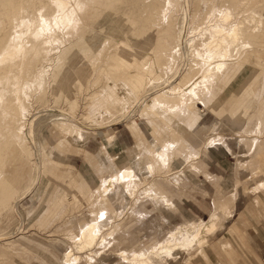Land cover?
I'll list each match as a JSON object with an SVG mask.
<instances>
[{"label":"rangeland","instance_id":"rangeland-1","mask_svg":"<svg viewBox=\"0 0 264 264\" xmlns=\"http://www.w3.org/2000/svg\"><path fill=\"white\" fill-rule=\"evenodd\" d=\"M51 1L55 0H0V27H2L0 28V47L6 44L12 33L17 30H22L21 25L24 24V22L25 24L27 23V25H25L26 28H24L23 38L20 40L24 50L20 51L15 59L11 61L8 60L5 64L0 65V77L8 71L7 84H0V90L5 87V91L1 93V95L3 94L7 105L11 108H14L18 100L21 99L24 102L26 110L29 111L26 114V120L24 121L22 118L25 126L21 132V138L16 141V144L12 143L7 153L6 148L0 149V160L3 161V158L6 157L5 169L6 171L9 170L7 181L0 183V264H63L61 260L65 252L71 247H76L74 241L68 236L69 232L66 233V231H68L66 229L75 226L76 219L78 218H86L88 220L92 218V212L87 210V205L82 206L83 209L80 207L79 204L82 203L81 199H75L72 202L66 198L65 200L69 201V204L66 207L60 204V193L65 192L63 189L70 192L67 186H65L68 184L65 179L66 172H70L71 176H75L81 169L85 176L92 174L91 170L86 168V166L89 165V159L86 157V152L83 149L84 143L88 139H93L99 151L101 146L110 141L111 144L106 147L107 151L113 155H118L121 159L123 156L130 158L133 151H138L137 144L146 152L147 150L144 147L146 142L150 144L152 149L159 148L160 144L156 143L148 132L151 128V124L149 118L143 114V107L145 106L143 103H146L151 95H155V97L159 99L164 97L166 103H168L165 107L181 100H178L177 89L190 84L194 75L196 76L198 74L199 67L195 62L197 53L199 52L203 57H208V42L211 39V34L214 33L211 27L214 24L222 23L217 12H219L218 10H225L227 8V0H211V2L210 0H193L194 2H192V0H170L169 2L168 0H80L89 1L91 3L89 4L88 2V10H90V12L87 11V13H89L88 20L85 22L81 32L73 33V35L71 34L69 37V34L65 36L67 34L62 28L57 27L58 29L53 28L54 33L51 32L47 35L49 37L46 35L34 37L30 33L37 28L36 25L39 24V16L43 15L50 17L58 10V6H55L57 5V1H55V3ZM249 5L250 4H246V8L248 9L243 5L240 8H236L237 10L232 6L231 22L235 23L236 31L234 33L235 35H229L225 39L229 42L228 50L229 54L232 55L231 59L235 61L237 57L241 56V58H239L235 64L228 67L231 71L230 73H226L225 71L223 73V79L229 80L230 82L228 84L229 88L227 87L229 92L227 103L230 104L234 101V95L237 92H246L248 94L245 99V104L251 105L250 109H252V106L255 104V99L250 93L248 86L254 83L257 78H261L259 76L264 74V64H261L264 62V1L255 0L252 6ZM69 8L70 5H67L66 9ZM162 8H166L167 10L169 23L167 26L168 33L159 39V44L161 46L166 42L169 46H177L178 52L175 55L173 66L168 68V73L164 74V76L161 75V73L157 74L155 70L151 72L146 70L144 73H141L137 78L139 81L137 80V83L133 85V87H135L134 95L132 94L131 96L134 98L132 99L131 96L125 97L126 99L132 100L126 104L123 110H119L120 107L117 108V106L116 108L118 110H109L107 107H104L103 113L92 114L91 110L94 101H100L104 98V88L120 95V87L124 86L135 77L133 76L132 78L129 77L131 75H127V77L124 78L118 71L111 69L105 71L102 69L104 68L103 60L101 62H96L98 50L106 41L109 43L107 46V48H109L113 44V42L109 40L110 38H122L124 34L132 41L141 40L140 36L142 34L146 35L151 31V23L156 20ZM211 8L217 11L210 10ZM21 9L24 11H21ZM192 9H194L195 12ZM41 11L42 13H39ZM191 11H193L194 15H192ZM196 11H199L198 14ZM209 12L211 13L210 15ZM28 15H30L29 18H27ZM193 16L201 17L200 19L195 17L197 21ZM6 17L9 18L7 19ZM189 17L193 18V21L195 19L196 22H193ZM207 17L209 19H207ZM261 17L263 18L262 20ZM252 18H254V20ZM244 21L249 22L245 23ZM14 23H16V27L13 26L15 25ZM254 26H256V30ZM221 34H214L215 41L221 39ZM44 36L46 37L44 38ZM50 36L52 38H50ZM2 37H4V39ZM56 43L58 44L57 46ZM247 48L257 49L260 51V54L250 56L251 61L249 62L244 57L245 52L250 51V49ZM135 50L144 53L142 50ZM101 54V58L104 59V49ZM80 55H83V60L76 62ZM112 55L117 61L118 54L113 53ZM213 57L215 61H230L228 55L222 57V55L219 56L216 54ZM145 62L147 64L151 63L147 58ZM112 66L113 64H109V68H112ZM40 70L44 74L43 79L45 81L42 80V82H39L38 78ZM138 71L140 70H129L131 74H135ZM105 76L107 78L104 82ZM247 79V86L243 88V82L245 80L247 81ZM15 82H19V84ZM102 84L103 89H100L99 85ZM18 87L22 91L17 90ZM164 88L167 89V92H163L166 90ZM85 101H91L92 104L84 110L85 113L83 114L80 110ZM194 102V107L199 116L206 115L209 117L210 121L213 120V123L210 124V126L200 125L199 122L202 117H199L197 122L191 127L192 129L190 128L192 131H197L202 127L215 128L219 126L220 120L205 110L203 102ZM154 113L164 125L172 126L178 132L182 131L183 126L177 121L175 113L164 115L165 121L163 118L159 117L160 115H158L156 111ZM134 121L136 125L133 123ZM138 121H141L146 128L144 130L146 137L141 132L137 123ZM258 121V118L254 117L253 121L247 124L245 118L239 119L232 117L230 121L227 120L228 126H225L221 131L214 132L215 134L213 133V135H210L200 148L194 149V154L196 155L194 158L184 149L175 152L177 155L179 154V156H181L180 160L175 159L176 157H174V154H170L172 156L168 154L167 158L172 173H180L183 175L190 174L192 176L189 183L179 185L178 190L180 194L177 195L176 193L174 195L180 204H182L181 200H183L182 206L187 208L191 207V202L186 198L193 197L191 195H195L194 192L198 191L197 186L200 184L198 175L203 173H207L210 176L217 175L209 173L208 169L209 163L217 160L222 163V167L225 169L222 174L225 175L229 172L225 176L217 175L221 177V180L226 182V186L221 190V193H219L211 183L215 193L212 189L207 188L209 192L207 201L213 202V200H219L222 198L221 195H223V197H229V194L236 195V186L243 184V189L247 194H255L252 200L254 202V207L249 208L251 210H257L258 208L264 209V187H262L264 179L260 180L263 178L262 176H264V154L262 155L263 160H261L259 164L263 173L261 174L262 176L257 178L260 181H257L256 184L248 183L249 180H257L256 178L247 179L245 181L246 178H241L234 171L236 155L239 154L240 151L246 150L239 141L243 139L241 141L242 143L250 145L254 138H259L254 148L257 149L260 144V139L264 134H256ZM0 126L2 130L4 128L2 122H0ZM125 126L130 129L131 133L134 132L136 135L134 145L129 148L118 145L114 138V131L116 128H124ZM164 128L158 131L162 142L168 140V134ZM62 130L68 131L67 140L61 136V134H63ZM107 138H111V140L106 141ZM2 144H4V142H1L0 146H3ZM98 151L96 153H98ZM2 153L4 155H2ZM202 155L205 158V168H202L199 163ZM251 155L253 154L251 153ZM101 156H103L101 158V163L103 164H101V167L106 171L107 167L104 166L108 165V160H105L107 157L105 151ZM147 160L150 161L149 158ZM183 160L185 161L183 162ZM186 160L188 161L186 162ZM53 161H56L54 164L61 165V167H56L54 165L57 171L52 168ZM137 162L138 174H145L146 171L141 169V159L139 158ZM126 164L127 163L122 164V166L119 167L122 168ZM71 165L73 168H71ZM155 171L156 172L152 173L153 175L151 174L150 177H148V180L160 179L162 181V179H165L168 183L173 182L170 176L166 175L167 177H163L164 173H161L159 170ZM107 174L113 175V172L109 170ZM93 176L94 175H90L89 178L91 179ZM94 177H96V175ZM205 179L208 181V177H205ZM254 184L256 187L253 186L250 188V186ZM74 187L71 186V190H73ZM139 196L140 200L138 201V195L136 193L132 195L124 213H122L116 221L119 222L121 229L128 222L132 223L130 231L134 233L135 230L138 229L141 236L145 237V239L141 243H135L133 240L127 242L123 240L120 242H113L110 246L103 248L97 254H88L95 248L92 250L89 249V252L85 250L79 253L81 262L83 260L87 262V257L92 256L95 257L92 264H131L129 262H122L121 256L118 254L119 250L125 249L129 253L131 250L139 251L147 244H150L155 237L147 236V234L155 225L159 226V230H166L173 225L188 222V218L182 215L178 210L161 205L155 207L153 202L148 199V195L142 193V196L141 194ZM252 201L249 205H251ZM60 208H62L61 211ZM138 210L142 214L147 212H149V214L140 217ZM64 211H67L65 212L66 215ZM112 219H114L113 216L109 214L104 220L99 222L102 229L114 225L116 221ZM61 222L63 223L62 225ZM231 222L232 221L226 222V225ZM140 226L141 228H139ZM224 230L225 228L221 229L218 234H215L217 230L214 233L215 235L211 237L216 246H218L217 241L226 236L223 234ZM33 231L36 235L43 237V241L27 239L26 237ZM123 231L122 229L121 234L124 233ZM165 234L166 232L162 234V237H164ZM231 237L233 238V236ZM207 238H209V236ZM213 246L214 244L209 243L206 239V242L201 244L199 248L193 245L183 251H172L174 256L165 258V263L161 259L166 257L165 254H162L159 259H154V261L155 264H169L168 262L177 257L176 254L180 256L178 262L185 261L187 264H192L193 261L196 263V260L201 264H229V261L234 262L235 257L239 260L241 259L242 262L244 261V256L241 252L235 250L236 248L234 247L230 256L221 254L222 257H216L214 254H211L209 250L212 249L214 251ZM93 247H95V244ZM128 253L127 257H129ZM188 258L191 261H188Z\"/></svg>","mask_w":264,"mask_h":264},{"label":"bare ground","instance_id":"bare-ground-1","mask_svg":"<svg viewBox=\"0 0 264 264\" xmlns=\"http://www.w3.org/2000/svg\"><path fill=\"white\" fill-rule=\"evenodd\" d=\"M55 1H57V5L55 6L56 7L58 6L57 12L54 15H51L50 17L43 16V15L39 16V24L36 25L37 28L36 29L33 28L34 30L31 31L32 33H30L34 37H37V36L39 37L42 35L47 36L51 32L54 33L53 28H57V27L62 28V30H64L65 33L67 34L65 36H68L69 34V37H70L71 34L73 35V33H77L79 31L81 32L82 29L84 28L83 26L85 22L88 20V15H89L87 11L90 12V10H88L89 1H80V0H77V1L76 0L74 1L73 0H55ZM55 1H51V2L55 3ZM169 1L170 0H168V2ZM192 2L194 1L192 0ZM254 2L255 0H227V4H226L227 8L225 10H218L219 12L217 13L219 17L221 18L222 23L214 24L211 27L214 33L211 34L210 36L211 39L208 42V51H209L208 57H203L202 54H200L199 52L197 53L195 62L197 63V66L199 67L198 74L196 76L194 75L190 84H187L183 88L177 89L178 100L181 99L179 102L165 107V105L168 103H166V99L164 97L159 99V98H156L155 95H151V97H149V100L148 101L146 100L147 102L143 103V105H145L143 107V114L149 118V122L151 124L150 126L151 127L150 128L151 137L156 141V143L160 144L159 148L152 149L150 144L146 142V144L144 145V147L147 150L146 152L142 148H140L139 144H137L136 146L138 148V151H133L131 153L130 158L123 156L121 159L119 158L118 155H113L112 153L107 151L106 147L111 144V142L108 141V140H111V138H107L106 141H108V143H105V145L101 146L98 153L89 154L86 152L85 154L86 157L89 159V165H87L86 168H89V170H91V173H92L90 175H94V176L96 175L97 179L94 176L91 179L89 178L90 175L85 176L82 173L81 169L78 171V174H76L75 176H71L70 172H66L65 179L68 182V184L65 186H67L70 192H67L65 189H63V191L65 192L60 193L61 206L63 205L64 207H66L69 204L68 203L69 201L73 202L75 199H79V200L81 199L82 205L79 204L80 207L82 208V206L87 205V210L92 212V218H90V220L86 218H78L76 219L75 226H71L69 229H66L68 230L66 231V233L69 232L68 236L70 237V239L74 241V244L76 247H74L75 249L71 247L68 251L65 252L63 259L61 260L63 264H92L93 261L95 260V257H92V256L87 257L86 255L88 261L86 262V260H83L81 262L80 261L81 256L79 253L84 252L85 250L88 251L89 249L92 250L93 248H95L92 251L89 250L90 252L88 251L89 252L88 254H91V253L97 254L103 248L110 246L113 242H120L122 240L127 242V241L133 240L135 243H141L145 239V237L141 236V233L138 229L135 230L134 233L130 231L132 223L128 222L127 224H125L122 228L124 230L123 231L124 233L121 234V231H122L121 226L119 222L116 221V219L122 213H124V210L127 208L130 198L135 193L138 195V201L140 200L139 195L141 194L142 196V193H144L148 195V199H150L153 202L155 207L161 205V206H167L168 208H173L175 210H178L182 215L188 218V222L183 223V224L173 225L170 228L168 227V229L166 230H159L158 225L153 226V228L147 234V236L155 237L154 240H152L150 244H147L139 251L131 250V252L129 253L125 249L119 250L118 254L121 256L122 262H129L131 264H155L154 259H159V257H161L162 254H165L166 257L161 258L164 262L165 258L174 256L172 252L174 250L183 251V250L190 248L193 245H196L199 248L201 244L206 242V239L208 236L214 235V233L217 230L223 227L224 222L229 218L231 214L229 201H233L236 195L229 194L230 195L229 197H223V195H221L222 197L221 199L214 200V206L206 219H201V218L191 216L190 214L187 213V211L182 206V204H180L177 201L174 195L176 193L177 195L180 194L178 190L179 185H184L186 183H189L192 176L190 174L183 175L180 173H172L170 171L169 161H168L167 156L168 154L169 155L174 154V157H176L175 159L180 160L181 156H179V154L177 155L175 152L177 150L184 149L187 151V153L190 156L194 158L196 156L194 154V149L200 148L202 144L206 141V139L210 137V135H213L214 132L221 131V129H223L225 126H228L229 124L227 120L230 121L232 117L239 118V119L245 118L247 121L246 122L247 124L251 123L254 117H257L259 121L257 122L258 124L256 126L257 127L256 134H261V133L264 134V74L259 76L261 78L259 79L257 78L258 79V80L256 79L257 81L255 80L254 83L248 86L250 93L255 99V104L252 106V109H250L251 105L245 104V99L248 94L246 92L244 93L237 92L234 95L235 96L234 101L230 104L227 103L229 99L228 84L230 82L229 80L223 79V75H224L223 73L225 71L226 73H230L231 71V69H229L228 67H230V65L232 64H235L239 60V58H241V56H239L237 57V59H235V61L231 59L232 55L229 54V50H228L229 42L225 39L229 35H232V34L235 35L234 33L236 31L235 23L231 22L232 6L233 8L236 9V8H240L243 5H245L244 7L246 8V4H250L252 6ZM89 4L91 3L89 2ZM67 5H70L69 9H66ZM212 8L210 10L215 11V9H212ZM215 8H216V5H215ZM22 10L23 9H21V11ZM213 11H210V12H213ZM191 12H192V15H194L193 11ZM210 12H209V15L211 14ZM39 13H42V11ZM30 15H28L27 18H29ZM12 16H13V13H12ZM200 17H197V18L200 19ZM262 17H261V20L264 18ZM192 19L193 18H191V20ZM207 19L209 18L207 17ZM252 19L254 20V18ZM214 21H215V18H214ZM248 22H245V23H248ZM168 23H169V16L167 14V10L166 8H162L156 20L151 23V31L146 35L142 34L140 36L141 40L132 41L131 39L128 38L126 34H124L122 38H118V39L110 38L109 40L113 42V44L109 48H107L109 43H107V41L104 42V45L100 47L96 55L97 56L96 62L98 61L101 62L102 60L104 62L103 63L104 68L102 69H104L105 71L110 70V69L118 71L119 73L122 74V76H124V78L127 77V75H131L129 77H132V78L133 76L135 77L133 80L128 81L124 86L120 87V91H119V93H121L120 95H117L118 93H113L107 88L106 89L104 88V93H105L104 98L100 101H94V104L91 110L92 114L103 113L104 107H107L109 110H115L120 107L119 110H123L126 104H128L134 98L131 95L132 94L134 95L135 87H133V85L134 83H137L138 76L141 73H144L146 70H148L149 72H151L152 70H155L157 74L161 73V75L163 76L164 74L168 73V68H171L173 66L175 62V55L178 52L176 48L177 46H169L166 42H164V44L161 46L159 44L160 43L159 39H161L166 33H168V30H167ZM14 24L15 25L13 26L16 27L17 26L16 23ZM25 25H27V23L25 24L24 22V24L21 25L22 30L20 31L17 30L14 33H12L10 35L9 40L7 38L8 41L6 42V44L0 47V65L5 64L8 60L11 61L12 59H15V57L19 54V52L24 50L23 49L24 47L20 43V40L21 38H23V33L25 31L24 28H26ZM195 26L197 27L196 24ZM199 26H200V23H199ZM254 27L256 30L257 29L256 26ZM63 32L62 34L64 35ZM214 34H217V35L221 34V39L220 40L218 39L219 41H215ZM46 36H44V38ZM2 38L4 39V37ZM50 38L52 37L50 36ZM57 43H56V46L58 45ZM106 48H107V51H106ZM103 49H104V59L101 58L102 57L101 53ZM135 49L142 50L144 51V53L140 51H136ZM247 49H250V48H247ZM113 53L118 54L117 61L113 58V55H112ZM216 54H218L219 56L222 55V57L228 55L230 58V61L229 62L225 60L215 61L213 56ZM257 54H260V51L252 48L250 49V51L245 52L244 57L246 58L247 61L250 62L251 61L250 56L257 55ZM146 58L150 60L151 62L150 64H147L145 62ZM82 60H83V55H80L79 58H77L76 62H80ZM109 64H113L112 68H109ZM261 64H264V62H262ZM130 69L132 70L138 69L140 71L136 72L135 74H131L129 72ZM43 75H44L43 72H41L40 70L38 74L39 82L40 81L42 82V80H44ZM106 78L107 77L105 76L104 82L106 81ZM7 82H8V71L3 76L0 77V84L6 85ZM247 82H248V79L247 81L245 80L243 82V88L247 86ZM15 83L19 84V82H15ZM99 86H100V89H103L102 88L103 84ZM17 90L22 91L19 89V87L17 88ZM4 91H5V87L1 88L0 90V122H2L4 128L2 130L0 129V143L4 142V144H2L3 146H0V149L6 148L7 151L6 150L5 151L7 153L9 148L12 146V143L16 144V141L19 138H21V132L23 131V128L25 126V124H23L22 118L25 121L26 116H27L26 114L29 111L26 110L24 102L21 99L18 100L17 105H15L14 108H11L10 106H8L5 101V97L3 96V94L1 95V93H3ZM163 92H167V89L164 90ZM129 96H131L132 99L125 98ZM194 101L201 102V103L203 102L204 104L203 107L205 108V110H207L208 112L213 114L217 119L220 120L219 126L215 128L202 127V128H199L197 131H192L191 127L197 122V120L200 117L194 107V103H195ZM91 104H92L91 101L90 102L85 101L80 112L84 114L85 113L84 110H86L87 107H90ZM241 106H243L244 108ZM155 111L157 112L158 115H160L159 117L163 118V120H164V115L175 113L176 114L175 117L177 121H179V124L183 126L182 131L178 132L172 126L164 125L162 121L154 113ZM133 123L136 125L135 121ZM163 128L167 131V134H168V140L165 142H162L160 140V135L158 132L159 129H163ZM62 131H63L62 132L63 134H61V136L64 137L65 140H67L66 137L68 135V131L67 130H62ZM242 140H240L239 142L240 144H243V148L245 147L246 150L240 151L239 154L236 155L234 171L241 178L243 179L246 178L245 179L246 181L247 179H251V178L254 179L263 173V171L259 167V164H260V161L263 160L262 155L264 154V135L260 139V144L258 145L257 149H255L254 147H255V144L258 143L259 138H254L250 145H246L245 143H242L241 142ZM104 151L107 155L105 160L107 159L109 162V163L107 162L108 165L104 166V167H107L106 171L105 169L101 167V164H102L101 158L103 157L101 156V154H103ZM251 153L253 155H251ZM2 155L4 154L2 153ZM5 158H3V161L0 160V165H1L0 166V183L7 181V175L9 173V170L6 171L5 169V162H6ZM139 158L141 159V169H144L146 171L145 174H142V175L138 174L137 172V168H138L137 160ZM148 158L150 159V161L147 160ZM204 160L205 158L202 155L199 161L200 166H202V168H205ZM184 161L185 160H183V162ZM187 161L188 160H186V162ZM54 162L56 163V161H53V164H52V168L54 170H56L54 168V165L56 167H61V165L54 164ZM125 163L127 164L124 167L122 168L119 167ZM71 168H73V166H71ZM109 170L113 172V175L107 174ZM155 170H159L161 173H164L163 177H165L166 175L170 176V179L173 182L168 183L166 182L165 179H162V181L160 179L148 180V177H150V175L153 172H156ZM203 174L205 177H208L207 180L209 181V183H212L213 186H215V188L217 189V192L221 193V190L224 189V187L226 186V182L221 180L220 176H217V175L210 176L207 173H203ZM263 185L262 187H264ZM71 186L72 187L75 186L73 190H71ZM66 198H68L69 201L65 200ZM61 209L62 208H60V211ZM65 212L67 211H64V213ZM138 213L140 217H143V215L145 216L149 214V212L142 214L140 211ZM109 214L113 216L114 219L112 220H115L116 222L114 223V225L108 228L102 229V226L99 224V222L104 220ZM62 224L63 223L61 222V225ZM164 224H165V220H164ZM139 228H141V226ZM164 232H166V234L164 235V237H162L163 236L162 234ZM26 238L43 241V237L36 235L34 231L31 232ZM94 244H95V247H93ZM127 253L129 254V257H127Z\"/></svg>","mask_w":264,"mask_h":264},{"label":"crops","instance_id":"crops-1","mask_svg":"<svg viewBox=\"0 0 264 264\" xmlns=\"http://www.w3.org/2000/svg\"><path fill=\"white\" fill-rule=\"evenodd\" d=\"M201 117H200L201 120L199 122L200 125L210 126V124L213 123V120L210 121L209 117H207L206 115H203ZM137 123L141 132L146 137L144 132L146 128L144 127L141 121H138ZM148 132L150 133V130ZM135 136L136 135L134 134V132L131 133L130 129L126 126L124 128L118 127L114 131L115 142L118 145L125 148H129L134 145ZM83 149L87 153L94 154L98 151V146L96 147V142L93 139L92 140L88 139L84 143ZM222 166H223L222 163H220L217 160L210 162L208 166L209 173L217 174L221 176L227 175L229 172L225 175L222 174V172L225 171L224 167ZM258 177H256V179ZM262 177L263 178H261L260 180L264 179V176ZM198 180H200V184L197 186L198 191L194 192L195 195H191L193 197L186 198L191 202L192 208L191 207L187 208L185 206L183 207L185 208L187 213L190 214L191 216L193 217L196 216L197 218L205 219L207 218L210 209L214 206V200L213 202L207 201V198L209 196V192L207 188L212 189L214 193L215 190L212 187L211 183L206 181L203 174L198 175ZM260 180L258 179L249 180L248 183L256 184V182ZM255 184L251 185L250 188L255 186ZM254 196L255 194L246 193V191L243 189V184L237 185L235 199L233 201H229L231 214L229 218L224 222L223 227L221 228V229L225 228L223 234L226 236H224L222 239H219L217 241L218 246L215 245V242L213 239H211V237L214 236L215 234H218L221 229H219L214 235H210L209 238H207L209 243L214 244L213 246L214 251L212 249L209 250L211 254H214L216 257L219 258L222 257L221 254L230 256L233 251V247L236 248L235 250H238V252H241V254L244 256L243 262L241 261V259L239 260L238 258L235 257L234 262L229 261V264H264V209L263 208H258L257 210L250 209L254 207V202L252 201ZM263 199H264V193H263ZM251 201L252 203L251 205H249ZM181 203L183 205V200H181ZM228 221H232V222L226 225V222ZM231 236H233V238ZM176 256L177 257H175L168 263L187 264L185 263V261L178 262L180 256L179 255ZM187 260L191 261L189 260V258ZM195 262L196 263H194L193 261L192 264H201L199 263L198 260H196Z\"/></svg>","mask_w":264,"mask_h":264}]
</instances>
